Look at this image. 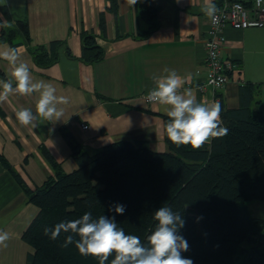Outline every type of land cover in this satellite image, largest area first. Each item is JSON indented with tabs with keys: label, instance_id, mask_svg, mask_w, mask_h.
<instances>
[{
	"label": "crops",
	"instance_id": "0c3cea01",
	"mask_svg": "<svg viewBox=\"0 0 264 264\" xmlns=\"http://www.w3.org/2000/svg\"><path fill=\"white\" fill-rule=\"evenodd\" d=\"M150 1L156 6L151 29L140 9L142 0L135 5L131 0H115V9L112 0H0V19L6 20L4 6L11 21L27 20L30 47L64 41L57 48V61L47 67L35 63L23 42L12 45L0 40V46L17 48L33 80L51 83L57 96L69 100L60 105L64 109L60 121L38 120L35 129L20 125L15 110L24 107L35 112L37 94H17L0 103V229L10 236L7 247H0V264H26L33 249L21 235L38 212L9 167L30 189L53 175L42 146L64 171L76 168L60 127L90 152L120 140H145L152 150H167L168 117L160 105L143 99L155 86L152 77L164 75L165 68L186 78L184 87L189 84L198 102L211 103L221 95L228 108L239 106L242 84H259L255 99L261 101L264 114V27H224L222 54L236 67L223 88L200 92L197 85L205 76L204 40L209 27L201 12L204 0ZM84 31L96 36L103 49L101 59H81ZM10 72L7 61L0 59V79L6 80Z\"/></svg>",
	"mask_w": 264,
	"mask_h": 264
},
{
	"label": "trees",
	"instance_id": "16d2710c",
	"mask_svg": "<svg viewBox=\"0 0 264 264\" xmlns=\"http://www.w3.org/2000/svg\"><path fill=\"white\" fill-rule=\"evenodd\" d=\"M112 5L115 9V0ZM140 7L149 29L153 28L156 6L142 0ZM2 9L14 28L2 29L0 40L29 46L27 20L11 21L7 8ZM63 43L53 40L48 47L29 46V51L38 66L47 67L57 61V48ZM66 54L71 56L68 48ZM102 56L96 36L82 32L81 59L92 62ZM259 86L242 84L236 108H228L217 95L228 134L197 150L177 147L164 131L165 151L152 150L145 140H120L90 152L62 126L76 168L64 171L42 146L53 175L30 189L7 165L38 208L21 235L33 249L26 264H99L94 257L81 256L74 245L61 247L65 234L53 241L43 229L91 211L94 218L115 215L126 234L146 243L156 224L153 213L161 206L171 207L185 219L180 234L189 250L182 255L193 264H264V219L250 216L247 208L248 201H264V114L261 101L255 99ZM114 203L126 206L123 215L108 211Z\"/></svg>",
	"mask_w": 264,
	"mask_h": 264
},
{
	"label": "clouds",
	"instance_id": "9594fccd",
	"mask_svg": "<svg viewBox=\"0 0 264 264\" xmlns=\"http://www.w3.org/2000/svg\"><path fill=\"white\" fill-rule=\"evenodd\" d=\"M131 3L135 5L137 0H131ZM234 8L240 10L241 5L236 4ZM201 12L213 24H218L220 9L213 0H204ZM0 28L12 29L14 24L0 19ZM0 59L7 61L11 67L8 78L0 79V103L8 102L11 96L17 94L38 95L35 112L24 107L15 110L19 124L35 129L38 120L60 121L64 115L60 105L68 104V97L57 96V90L51 83L34 81L29 65L21 60L17 48L0 46ZM163 72L164 75L152 77L155 86L148 90L144 100L163 108L168 117L165 132L171 143L197 150L212 139L228 134V128L222 126L219 101L198 102L193 90L184 87L186 78L175 69L165 68ZM125 210L126 206L120 203L108 208L109 212L118 215H123ZM153 219L156 224L146 243L137 235L126 234L115 215L94 218L91 211H85L79 218L56 223L51 228L45 227L43 233L53 241L65 234L61 247L74 245L81 256L94 257L99 264H193L190 258L182 255L189 250L187 240L180 234L185 226L182 214L171 207L161 206L153 213ZM9 239V233L0 229V247L6 248Z\"/></svg>",
	"mask_w": 264,
	"mask_h": 264
},
{
	"label": "built area",
	"instance_id": "2783aa9c",
	"mask_svg": "<svg viewBox=\"0 0 264 264\" xmlns=\"http://www.w3.org/2000/svg\"><path fill=\"white\" fill-rule=\"evenodd\" d=\"M236 4L241 5L240 10L234 8ZM216 5L220 9L218 13L220 19L218 24H213L208 18L209 27L204 40L206 70L204 78L197 85L200 92H204L208 87L213 90L223 88L230 78V72L236 67V64L224 58L222 54L226 41L224 27L226 25L234 29L264 27V0H260L259 3L257 0L250 3L242 0H218ZM146 95L147 93L143 95V99ZM83 127L86 128L87 125Z\"/></svg>",
	"mask_w": 264,
	"mask_h": 264
},
{
	"label": "rangeland",
	"instance_id": "374dc122",
	"mask_svg": "<svg viewBox=\"0 0 264 264\" xmlns=\"http://www.w3.org/2000/svg\"><path fill=\"white\" fill-rule=\"evenodd\" d=\"M247 208L249 210L250 216L264 219V201H248Z\"/></svg>",
	"mask_w": 264,
	"mask_h": 264
}]
</instances>
